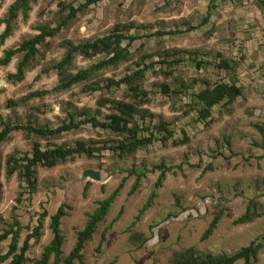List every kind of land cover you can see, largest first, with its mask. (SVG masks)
<instances>
[{
  "label": "rangeland",
  "instance_id": "rangeland-1",
  "mask_svg": "<svg viewBox=\"0 0 264 264\" xmlns=\"http://www.w3.org/2000/svg\"><path fill=\"white\" fill-rule=\"evenodd\" d=\"M77 7L85 0H35L27 20L19 15L14 22L12 35L0 47L3 50L19 45L23 40L37 34V27L54 22L58 2ZM264 2V0H262ZM14 0H0V20ZM261 0H104L81 11L76 19L55 38L53 44L70 40L77 44L88 39L102 37L115 26L134 24L130 34L142 36L130 47L133 58L126 63L109 67L99 73V78L118 80L136 69L138 51L149 54L145 64L153 62V69L146 72L143 89L150 93V104L143 106L153 115L155 124L162 118L169 124L173 137L166 144L155 134V139L146 148L139 149L133 158H120L113 146L118 137L108 130L92 128L87 124L80 130L63 133L56 139L39 140L42 148L63 143L74 146L77 141H92L102 149L97 158L76 156L51 169H36V188L31 203L16 202L22 192L16 174L5 177L6 159L13 152L20 155L31 152L32 136L25 138L22 132H14L8 142L0 146L1 195L0 219L11 223L17 218L23 226H34L39 214L45 209L48 215L55 213L61 204L70 207L62 219L64 238L63 257L73 250L77 232L82 230L87 215L97 208V203L107 198L121 183L123 187L113 202L106 218L97 227L83 251L82 264H167L174 251L196 247L200 253L232 255L252 241L263 243L255 264H264V215L253 223L236 226L251 200L262 204L264 209V150L258 145L261 135L257 126L264 128V13ZM213 5V6H212ZM43 13V15H41ZM210 14L209 22L197 30L185 32L186 25L199 26ZM4 25H0V34ZM157 31H180L164 37H144ZM127 34V33H126ZM160 49L191 52L205 65L199 72L193 64V56L181 54L182 62L177 74L183 79H198L192 89L182 90L178 95L166 96L159 84L163 82L159 59ZM157 50V51H156ZM65 49H54L45 58L38 56L36 69L28 72L21 83H11L7 76L15 72L17 59L9 66L0 67V125L30 124L42 128H56L67 122L72 114L76 121L94 117L100 121L112 111L98 105L101 91L88 93L87 85H75L67 91H54L58 84L57 72L45 70L61 60ZM190 53V54H191ZM92 60L76 56L71 73L88 68L104 59ZM171 57H169L170 59ZM168 59V60H169ZM220 59L236 63V73L219 70L215 65ZM199 74V75H197ZM204 79L202 81L201 79ZM235 83L242 96L230 106L213 108L210 128L197 121L195 111L184 115L183 106L194 100L193 94L203 89L204 82ZM179 90V86H172ZM35 91H49L42 98H34L17 107L8 106V100L16 101ZM179 92V91H178ZM116 100L126 98L124 87L115 90ZM100 111V114L96 112ZM3 122V123H2ZM147 125L149 120H147ZM1 129V127H0ZM188 138L184 146H173L172 141ZM225 140L230 147L227 148ZM104 148V149H103ZM222 154V155H220ZM165 165L167 173L161 187L154 189L159 171L156 166ZM211 166V170L203 172ZM92 169L101 174L100 182L85 180L78 182L84 170ZM139 178V188L130 194L131 187ZM86 183L90 186L86 193ZM155 192L152 206L139 218L137 215ZM27 194L23 196L26 198ZM219 210L222 218L214 233L205 241L204 231ZM49 219L44 220L42 236L30 243L27 257L39 259L43 249L52 238L48 229ZM4 224L0 223V231ZM105 241L98 249L102 234ZM142 233L149 241L145 245L131 241L130 233ZM27 231H23L20 243ZM3 243L2 252L7 250ZM6 264V263H4ZM74 264H80L75 261ZM235 264H242L241 261Z\"/></svg>",
  "mask_w": 264,
  "mask_h": 264
},
{
  "label": "trees",
  "instance_id": "trees-1",
  "mask_svg": "<svg viewBox=\"0 0 264 264\" xmlns=\"http://www.w3.org/2000/svg\"><path fill=\"white\" fill-rule=\"evenodd\" d=\"M35 0H14L8 7L7 13L0 20V25H4V29L0 34V47H2L7 39L12 35L14 30V22L19 15L25 21L28 19L31 10V3ZM104 0H85V2L77 7L71 4H65L59 1L57 4L58 11L54 15V22L44 24L37 27V34L23 40L19 45L13 48L4 49L3 56L0 57V67L8 66L14 59H17L16 71L10 73L7 79L11 83H21L24 81L28 72L36 69V60L38 56L45 58L48 53H52L54 49H65V53L60 61L54 62L45 73L52 70L57 72L58 84L53 88L54 91H67L75 85H87L85 91L92 93L101 91L102 95L99 97L98 105L101 107H108L111 113L106 116L105 120L100 121L97 115L94 117H87L84 120L76 121L72 114L68 115L67 122L61 124L56 128H42L32 126L30 124H13L10 121L2 122L0 125V146L10 140V136L14 132H22L25 138L32 136L35 138L31 144V152L20 155L18 152H13L6 159L5 177L10 178L16 174L18 177L20 188L22 192H18L16 202L18 204L24 201L31 203V196L37 192L36 188V169L45 168L51 169L62 165L68 160H73L76 156H84L87 159L97 158L102 149L94 147L92 141H77L74 146L63 143L59 146H47L42 148L39 140L56 139L63 133L80 130L84 125H91L92 128H100L101 130H108L112 135L118 137L113 148L120 158H133L137 151L149 146L155 139V134L161 138V143L166 144L167 140L173 137V132L169 130V124L162 118H159L155 124H152L154 115L143 106L150 104V93L143 89L146 72L153 69V62L145 64V60L149 54L143 51H138V62L134 65L136 69L130 68L131 72L125 74L118 80L99 78V73L112 66H117L120 63H126L135 56L130 52V47L133 43L142 36L138 34H130L134 24H126L121 27L115 26L108 34L94 39H88L84 42L73 43L70 40H61L57 44L51 42L53 38L58 36L62 30L67 28L77 17V15L87 9L91 5H95ZM259 1V0H258ZM213 6V5H212ZM260 7L264 13V2L261 0ZM43 15V13L41 14ZM210 14L206 15L201 24L197 27L186 25L185 32H192L197 30L201 25L209 22ZM127 33V34H126ZM180 31H157L152 35L144 37H164L167 35H176ZM157 51V50H156ZM187 54L193 56V64L197 72L203 68L205 62L196 59L197 55L191 52H179L178 50H158L156 55L160 60L161 66L160 74L163 77V82L159 84L161 93L166 96L178 95L182 90L192 89L196 86L198 79L195 77L183 79V76L177 74L179 68L177 67L182 62V55ZM191 53V54H190ZM76 56H81L85 59L92 60L98 56H105L104 59L90 65L88 68L77 70L76 73H71L73 61ZM169 57H171L169 59ZM169 59V60H168ZM219 70L229 73H236V63L228 59H220L215 65ZM199 75V74H197ZM201 79V78H200ZM204 81V79H201ZM205 86L193 94V101L188 106H183V114L189 115L190 112L195 111L197 121L204 123L206 128H210L213 122L212 111L213 108L219 105L222 107L230 106L237 98L242 96L240 87L235 83L219 82L210 84L204 82ZM172 86H179V90H175ZM124 87L126 98L116 100L114 97L115 90ZM179 91V92H178ZM49 91H35L24 98L16 101L8 100V106H21L25 102L34 98H42L47 95ZM100 114V111L96 112ZM147 120L149 124L147 125ZM261 135V143L258 145L264 150V128L257 126ZM173 146H184L189 143L188 138H183L181 141H172ZM227 148L230 147L228 140H225ZM104 149V148H103ZM222 155V154H220ZM264 158V156L262 157ZM2 164L0 162V177L2 172ZM159 171L154 189L162 186L167 173L171 170L165 165L156 166ZM208 166L203 170L206 172L211 170ZM90 184L86 183L84 193L87 192ZM123 187L121 183L107 198L97 203V208L87 215V220L82 230L77 232V240L75 247L67 257H63V242L64 238L61 231L62 219L66 217V209L69 206L61 204L54 214L48 215L47 211L43 209L39 214L36 224L32 227L23 226L21 222L14 218L11 223H7L0 219V223L4 224V228L0 231V264H74L78 261L83 263V251L86 243H88L93 234L97 231V227L108 215L110 208L115 199L120 194ZM139 188V178L136 177L130 194H134ZM27 194L26 198L23 196ZM155 192L153 191L147 202L143 205L137 218H139L147 209L152 206ZM1 183H0V202ZM223 211L219 210L215 213L207 229L204 231L201 240H207L216 230ZM264 215V209L261 203L256 200H251L246 208V211L233 224L236 226L245 225L255 222ZM48 217V229L52 235L50 243L44 247L39 259L30 260L27 257V252L30 249L31 241H37L42 236L44 229V220ZM27 231L24 240L20 243L21 233ZM105 233L102 234L98 249L102 247L105 241ZM131 241L145 245L149 238L142 233H130ZM7 243V250L2 252L3 243ZM263 243L252 241L247 246L242 247L232 255L219 254L213 255L211 253H200L196 247L181 248L174 251L167 261V264H235L241 261L242 264H255L257 255L261 251Z\"/></svg>",
  "mask_w": 264,
  "mask_h": 264
},
{
  "label": "water",
  "instance_id": "water-1",
  "mask_svg": "<svg viewBox=\"0 0 264 264\" xmlns=\"http://www.w3.org/2000/svg\"><path fill=\"white\" fill-rule=\"evenodd\" d=\"M0 84H1V86H3L4 82H1ZM88 179L95 181V182H100L101 174L98 171H94L92 169H87V170L83 171V173L81 174L80 178L77 181L81 182V181H85Z\"/></svg>",
  "mask_w": 264,
  "mask_h": 264
},
{
  "label": "crops",
  "instance_id": "crops-1",
  "mask_svg": "<svg viewBox=\"0 0 264 264\" xmlns=\"http://www.w3.org/2000/svg\"><path fill=\"white\" fill-rule=\"evenodd\" d=\"M8 49H9V48H8ZM9 65H10V64H9ZM9 65H8V66H9ZM6 67H7V66H6ZM15 71H16V67H15ZM10 73H14V72H11V71H10ZM1 82H2V81H1ZM1 82H0V83H1ZM0 85H1V84H0Z\"/></svg>",
  "mask_w": 264,
  "mask_h": 264
}]
</instances>
